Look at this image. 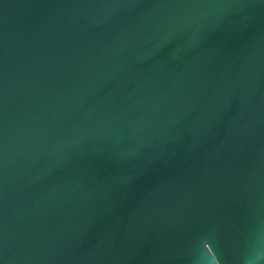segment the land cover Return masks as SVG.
<instances>
[{
  "label": "water",
  "instance_id": "1",
  "mask_svg": "<svg viewBox=\"0 0 264 264\" xmlns=\"http://www.w3.org/2000/svg\"><path fill=\"white\" fill-rule=\"evenodd\" d=\"M0 264H264V0H0Z\"/></svg>",
  "mask_w": 264,
  "mask_h": 264
}]
</instances>
